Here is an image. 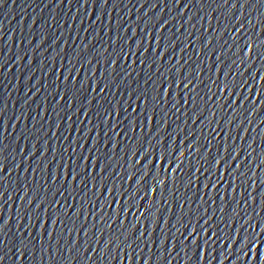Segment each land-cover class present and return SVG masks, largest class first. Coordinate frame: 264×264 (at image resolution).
<instances>
[{
    "label": "water",
    "instance_id": "1",
    "mask_svg": "<svg viewBox=\"0 0 264 264\" xmlns=\"http://www.w3.org/2000/svg\"><path fill=\"white\" fill-rule=\"evenodd\" d=\"M219 3L220 0H179V4L176 0H107V4L104 0H3L0 3V132H3L0 148L4 149L0 154V168L6 169L0 171V193L4 194L0 198V214L9 224L5 233L0 234V240H5L0 245V257H3L0 264H264V27L260 23L264 19V3L249 0L242 10L245 21L252 19L256 26L253 33L245 22V30L248 29L245 40L252 43V50L245 49L243 53L237 47L223 51L215 42L214 37L224 32L225 25L231 27L241 12L238 6L234 15L229 16ZM235 35H243V29ZM208 41L212 43L205 48ZM85 45L86 56L82 52ZM121 46L126 53L136 55H128L119 64L108 65V54L115 57ZM242 57L245 63H240ZM153 59L157 61L155 64ZM234 60L236 64L232 63ZM157 68L170 80L175 79L168 90L177 101L187 92L186 89L181 91L183 85L178 78L181 72L196 70L203 81H194L195 92L189 94V97L195 96V107L189 98L187 105L181 101L179 111L173 110L175 115L169 113L166 125L172 132L169 140L181 146L177 154L183 161L180 167L184 172L173 171L175 162L155 161L157 168L163 165L168 169L167 174L161 173L162 179L167 176L168 183L163 198L158 195L159 189L151 190V180L145 194L137 192L138 186H133V180L122 179L126 174L121 164L132 171L125 163L124 153L135 147V141L130 143L128 139L133 135L128 132L131 127L128 121L116 127L120 135L111 141L103 134L107 131L103 124L93 127L98 123L95 112L99 105L95 100L107 106L103 99L106 95L116 105L117 120H123L126 115L121 105L128 107L131 103L140 111L133 103L135 93L132 89L138 87L137 81L139 86L147 87L145 73H152L155 79ZM169 68L176 77L167 71ZM233 80H243L246 86L223 90V83ZM106 81L112 82L115 97L107 94V89L101 93L93 91ZM81 84L87 92L81 90ZM128 84L131 88L126 87ZM130 93L132 100L128 99ZM167 107L171 108V104ZM109 124L115 126L111 121ZM89 129H92L90 139ZM154 132L156 127L152 123L146 124L143 132L136 129L138 136H150ZM108 137H113L111 131ZM76 141L82 147H76ZM97 141L101 149L98 152L95 150ZM189 141L193 142L190 159L187 158L189 150H186ZM33 144L41 147L43 157L39 152L35 157L28 155L29 151H35ZM70 145L76 148V162L81 165L77 171L83 174L82 166L87 165L96 176L86 196L81 191L83 186L77 183L79 178L72 180L68 176L73 166L69 159ZM229 146L235 149L236 159L225 165L221 156L227 154L224 149ZM81 154L90 156L91 160L80 161ZM139 159L143 162L142 156ZM108 164H111L108 172L114 169L118 177L106 175L104 168ZM49 172L54 175L60 172L62 177L53 184ZM184 173L192 177L189 187H186L188 176ZM238 173H246V176L237 178ZM245 179H248L246 186L242 184ZM61 183L68 191L55 197L58 203L49 205L48 201L53 199L52 194ZM105 186L110 191H105ZM68 192H72V196ZM129 193L142 197L136 203L144 207L154 201L167 200V210L161 209L160 225L156 227L154 221L146 222L140 216L144 207L121 211L122 206L130 203ZM36 196L40 199L36 200ZM29 197L33 198L32 204L28 203ZM37 204L47 208V212L40 211ZM27 210H31L33 224L40 212L44 228H49L54 238L65 226L73 228V221L75 229L83 225V230L71 233L80 247L78 258L69 262V257L61 252L53 260L45 257L41 262L38 234L43 233L44 228L37 224L29 229L37 238L35 255L29 245L17 260L20 239L17 217H24L19 220V231L24 232L29 222L25 215ZM117 214L119 219H116ZM109 218L115 221L111 228L104 222ZM182 223L187 229L181 227ZM133 231L137 235L145 231V236L129 249L125 236L131 243ZM181 233L188 239L184 240ZM165 234L168 240L163 245ZM24 237L27 238V232ZM107 240L115 242L108 252L104 251ZM116 245L120 249H116ZM129 252L132 258H128Z\"/></svg>",
    "mask_w": 264,
    "mask_h": 264
},
{
    "label": "snow or ice",
    "instance_id": "2",
    "mask_svg": "<svg viewBox=\"0 0 264 264\" xmlns=\"http://www.w3.org/2000/svg\"><path fill=\"white\" fill-rule=\"evenodd\" d=\"M248 2L249 0H243V2H241V0H220L219 7L221 9H227V13L229 14V16L234 15L238 6H239V9L241 10L240 15L235 17V23H233L231 27H229L228 24L225 25L224 32H222L219 37H214L215 42L219 44L220 49H222L223 51H227L228 49L232 47L239 48L241 53L245 52V49L249 51L252 50V43H249L247 40H245V37L248 35V29L245 30L244 26L246 22L247 25L250 26L251 31L253 33H255L256 31V26L255 24H253L252 19H247L245 21L244 13L242 11ZM257 2L264 3V0H257ZM0 3H3V0H0ZM104 3L107 4V0H104ZM176 3L179 4V0H176ZM249 15H251V13H249ZM241 17H243V19H241ZM260 23H261V26L264 27V19H262ZM193 27H195V25H193ZM233 29L235 30L234 32H233ZM242 29H243V35L237 37L235 34L240 33ZM143 32L144 30H142V33ZM225 33L227 34L226 37L224 35ZM117 38L121 39V37H117ZM221 39H223V43H220ZM143 40H144V36L141 37L139 43L142 44ZM229 40L232 41L231 44H229ZM242 40L245 41L243 45L240 44V41ZM115 42L116 41L113 40L112 44L115 45ZM209 43H212V41H208V43L205 44V48L208 47ZM214 48L215 46H213V50ZM149 50L150 49H145V51H149ZM152 50L154 51V49ZM113 51H115V49H113ZM82 52L84 53L85 56L88 54L87 45L84 46V49H82ZM128 55H136V53H131V52L126 53L123 46H121L119 50V54L116 55L115 57H113L112 53L108 54V59L106 63L108 65L119 64V62L121 60L126 59ZM88 62L91 63V61H88ZM156 62H157L156 59L152 60L153 64H155ZM217 62H219V56H217ZM97 63H99V60H97ZM141 63H143V60H141ZM232 63L236 64L237 62L234 60L232 61ZM240 63H245V60L243 59V57L241 58ZM181 67H183V65H181ZM149 68H151V65H149ZM167 71L171 74L172 77H176V73H172L171 68L167 69ZM209 71H211V69H209ZM157 73L158 75H156L155 79H153L152 73H148V72L145 73V75L147 76V79L145 80L144 83L147 85V87L139 86V82L137 81L138 87L136 89H132V93H135V100H133V103H136L137 106L141 110L137 111V108H133L131 103L128 104V107H123L121 105L122 111L126 113L123 120H117L116 114L114 113V109L116 108V105H113L112 101L110 99H107V95L103 97V99L106 100L107 106L100 105V101L96 99L95 103L96 105H99V108L95 112V116L98 119V123L94 125L93 127L99 128L100 124H103L104 128L107 129V131H104L103 134L109 141H111L114 137L120 135V132L116 131V127H119L120 124H123L124 120L128 121V125H131V127L128 128V132H131L133 135L128 136V132H125V135L128 136L130 143L135 141V147L133 149H129V151L131 152V155H129V151H126L124 153L125 158H126L125 163L130 166L132 171L129 172L128 169L124 168V165L121 164L120 167L124 169L125 174H126L124 177H122V179H124L125 181L129 179L133 180L134 182L133 186H138L137 192L144 191L145 194H147L149 191V181L151 180L153 182L151 190L156 191L157 189H159L158 195L161 198H163L164 191L168 189V183H167V176H165V178L162 179L161 173L167 174L168 169L165 168L163 165L157 168L155 161L162 159L166 162H175V167L173 168V171H178L181 173L184 172L183 168L180 167L183 161L180 159V156L177 154L178 152L181 151V146L175 145V142L169 140V137L172 136V132L168 131L166 127L168 123V116L170 112L173 115H175V112L173 111L174 109L176 111H179L178 106L181 104V101L183 102L184 105H187L189 102V98H191V100L193 101V106L195 107V96L189 97V94L192 92H195L196 84L194 83V81L200 80V75H199V72L196 70H193V72H189V73H183V72L180 73L178 78L180 79V82L183 85V88L181 89V91H184L186 89L187 92L185 93L184 96L180 98V100L177 101L175 100L173 93L168 90L172 86V84L175 83V79L170 80L169 77L165 76L164 72L159 71V68H157ZM117 75H119V73H117ZM127 75L130 76L131 72L127 73ZM72 79L74 80L75 78L73 77ZM252 79L255 80L256 77H252ZM121 83H123V80H121ZM200 83H203V81L200 80ZM213 83H215V81H213ZM205 86L207 87V85ZM241 86H246L243 80L239 82L235 80L231 82L225 81L223 83V90H228L230 88L235 89ZM119 87H120V84H117V88ZM126 87L131 88V84H128ZM177 87H180V85H177ZM106 89H107V94H110L111 96L115 97L116 93L113 92V85H112V82L110 81H106L102 86H98L97 89H93V91H97L98 93H101V92H105ZM81 90L83 92L88 91V89L84 88L83 84H81ZM217 90L218 91L221 90L219 84H217ZM121 95L123 94L121 93ZM212 95L215 96L216 93H213ZM128 99L132 100L131 93L129 94ZM124 102L127 103V101H124ZM89 103L91 104L92 101H89ZM117 103L119 104L120 102L118 101ZM169 104H171V108L167 107ZM81 107H83L82 104H81ZM129 109H131V111H129ZM213 115L215 114L213 113ZM129 116H131L132 119L129 120L128 119ZM69 119H71V117H69ZM77 120H79V116H77ZM109 121H111L115 126H110ZM149 123L154 124V126L156 127V132L152 133L150 136L148 135L138 136L136 134V129L139 128L140 131L143 132L145 125ZM42 127L43 125H41V128ZM91 131L92 129H89V136H88L89 139L91 138L90 136ZM108 131H111L113 133V137H108ZM121 131H123V129H121ZM161 132H163V135H161ZM45 135H48V134L45 133ZM52 135H55V133H53ZM2 136H3V132H0V137ZM26 139H28L27 136H26ZM153 140L155 141V143H153ZM2 143L3 141L2 139H0V144ZM38 143L39 141H37V144ZM75 143H76V147H82L79 141H76ZM192 143H193L192 141H189L187 149H186V150H189V156L187 157L188 159H190L191 157L190 149L192 147ZM208 143L210 144L211 141H208ZM225 143H227V141H225ZM37 144L32 145V148L35 149V151L34 152L29 151L28 155L35 157L37 156V153L39 152L40 154L39 156L43 157L44 153L41 150V147H38ZM69 147L71 148L69 159L72 160L73 166L70 168L68 172V176L71 177L72 180H77V177L79 178L77 183L78 185L83 186L81 191H83L84 195L86 196L87 195L86 190L89 189V184L92 181H96V176L92 175V173L89 170V166L87 165L82 166L83 174L77 171V168L81 167V165L77 164L76 162V158H75L76 148L71 147V145ZM201 147H204V146H201ZM95 150L97 152L101 150L99 147V141H97V146ZM3 151L4 149L0 148V154H2ZM65 151H68V150L65 149ZM89 151L92 152V149L90 148ZM219 151L220 149L217 148L218 153ZM224 151L227 154L225 156H221V159L224 161L225 165H228L229 160L236 159V157L233 155V152L235 151V149L229 146V147H226ZM157 152H159V155H157ZM94 154L95 153H93V155ZM141 156L143 157V162H141V160L139 159ZM150 157L152 158L151 160H150ZM12 158L15 159L14 156ZM5 159H7V157H5ZM53 159H55V157ZM61 159H63V157H61ZM78 159L80 161L91 160V157L90 156L86 157L83 154H81ZM213 159L215 158L213 157ZM49 163H51V161H49ZM17 167H19V165H17ZM57 167L58 168L62 167V165H57ZM109 168H111V164L106 165L104 168V172L106 173V175H109L112 178L119 176V173H116L114 169L112 170L111 173H109L108 172ZM0 171H6V169L0 168ZM25 171H27V169H25ZM32 171L33 173H35L36 169L33 168ZM184 175L188 176V182H187L186 187H189L192 184V177L189 173H184ZM231 175L232 173L230 171L229 176ZM241 176H246V173L237 174V178H240ZM49 177H51L52 183L55 184L57 180L61 179L62 173L57 172L54 175L51 172H49ZM104 179L105 177L102 176L101 180H104ZM208 179L210 180L211 176H209ZM45 183H47V180L45 181ZM247 183H248V179H245L242 181V184H244L245 186L247 185ZM92 186L96 187L95 184H93ZM246 190L247 188L245 187V191ZM45 191H47V189H45ZM67 191L68 189L64 186V183H61L60 186L57 187L56 190L53 192L52 194L53 199L48 201V204L54 205L58 203L55 197L57 195L63 196L64 192H67ZM73 191H75V189H73ZM97 191H99V189H97ZM105 191H110V189H108L107 186H105ZM127 191L128 190L125 189V192ZM176 191H179V189L177 188ZM78 194L79 192H77V195ZM120 194L123 195V193H120ZM3 195H4L3 193H0V198H3ZM68 195L72 196V192H68ZM93 195H96V193L94 192ZM19 199H23V197H19ZM35 199L39 200L40 197L36 196ZM73 199H75V196H73ZM139 199H142V197H138L135 193H129L128 200L130 201V203L122 206L121 211L123 212L125 208L130 209L132 207H136V208L144 207L143 205H138L136 203ZM65 200H67V197H65ZM33 202H34L33 198L29 197L28 203L32 204ZM157 204H159V207H157ZM110 206L111 204H109V207ZM179 206L183 208L182 204ZM36 207L40 209V211L47 212V208H41L39 204H37ZM81 207H83V205H81ZM94 207L95 206L93 205V208ZM153 208L156 209L155 213L153 212ZM167 208H168L167 200L161 199L158 201H154L151 204H149L147 207H144V211L140 213V216L144 217V220L146 222L154 221L157 227L158 225H160V221L163 219V212L161 211V209L166 211ZM156 213H159V215H156ZM25 215L28 217V221H29L24 229V232H27V238L24 237V232L19 231V228H20L19 220L23 219L24 217L23 216L17 217V221H18L17 222V236L20 238L18 246H17V260H19L25 254V252L28 250L29 245H32V251H33V254L35 255L37 238L36 236L33 237V234L31 231H29V229L35 228L37 224L40 227L44 228V223H45V221L41 219V215L39 211L37 212L36 217H35V221H36L35 224L32 223L31 210H27L25 212ZM133 215H135V213H133ZM85 219H87V217H85ZM116 219H119L118 214L116 216ZM101 220H103V216H101ZM104 222L107 225V227L111 228L112 222H115V221H113L112 218H109L108 221H104ZM60 223L63 224V221L61 220ZM73 225H74L73 228H67L65 226V228L62 231L56 234L55 238L53 237V233L49 228H44L43 233L38 234L39 235V248H40L39 260L41 262L44 261L45 257H47L48 260H53L56 256H59L61 252H64L69 257V260H68L69 262L76 260L78 258L79 253H80L79 251L80 247L78 246L77 241L71 238V233L73 230H76L77 232L83 230V225H81L80 229H75V221H73ZM8 227H9L8 221L3 218L2 214H0V234H4L5 229H8ZM120 227L123 228V222H121ZM172 227L175 228L176 226L172 225ZM181 227H184L185 229H187L186 224L182 223ZM132 228L135 229V225H132ZM145 231H147V229H145ZM145 231L140 232L139 235L136 234L137 233L136 231H133L131 233L132 235L131 243L127 242L128 238L127 236H125L126 247L129 249H132V244L133 243L137 244L136 243L137 241H141L142 238L145 236ZM176 231L179 232L180 229L177 228ZM65 232L68 233L67 236H65ZM161 232H163V229H161ZM93 234L95 235V233ZM123 234L124 233L121 232V235ZM85 235H87L86 231H85ZM148 235H150V233H148ZM180 235L184 236V233H181ZM189 235H193V234L189 233ZM196 235H199V233H196ZM45 237H47V239H45ZM173 237H175V234H173ZM116 239L119 240V236H117ZM187 239H188V236H184V240H187ZM194 239L195 237L193 236V240ZM167 240H168V237L165 234V239L162 240L161 243L165 245ZM46 241H47V247H45ZM4 243H5V240H0V245ZM85 243H87V241H85ZM114 243L115 242L112 240L105 241L104 251L108 252L111 245ZM144 243H147V241H144ZM196 247L198 248L199 244H197ZM116 249H120L119 245H116ZM85 251H87V249ZM122 251L123 250L121 249V252ZM128 258H132L131 252L128 253ZM2 259L3 257H0V260ZM87 259L90 260L91 256H88ZM101 259H103V256H101Z\"/></svg>",
    "mask_w": 264,
    "mask_h": 264
}]
</instances>
